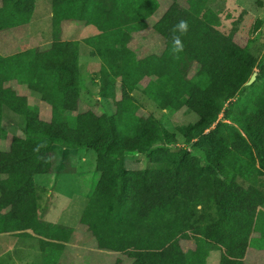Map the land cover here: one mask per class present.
I'll return each mask as SVG.
<instances>
[{"label":"trees","instance_id":"16d2710c","mask_svg":"<svg viewBox=\"0 0 264 264\" xmlns=\"http://www.w3.org/2000/svg\"><path fill=\"white\" fill-rule=\"evenodd\" d=\"M170 1L148 31L164 41L160 55L128 45L157 0H51L49 47L0 55V142L5 110L24 121V136L14 130L0 146V235L36 237L40 264H67L75 232L40 220L46 190L35 177L68 172L75 158L66 153L79 150L95 157L98 174L79 224L98 250L112 251L84 263L208 264L215 250L218 264L264 256V57L234 40L237 24L221 30L210 0ZM34 3L0 0V37L26 26ZM87 79L101 103L82 102ZM141 97L197 120L169 132ZM135 155L147 166L126 169Z\"/></svg>","mask_w":264,"mask_h":264},{"label":"rangeland","instance_id":"374dc122","mask_svg":"<svg viewBox=\"0 0 264 264\" xmlns=\"http://www.w3.org/2000/svg\"><path fill=\"white\" fill-rule=\"evenodd\" d=\"M157 2H158V9L154 13V15H152L146 20V23L148 25L147 29L151 28V24L156 22L162 16V14L165 12L167 7L171 3L170 0H157ZM179 3L181 5H184L185 1L180 0ZM208 5L211 9L215 11H219V22H220L221 30H228L232 28L233 24H237L236 31L234 34V40L241 46L247 47V49L252 54H254L258 59L264 57V0H210ZM50 10H51V0H35V7H34V11L32 12L34 13L33 14L34 22L32 24L33 25L32 33L34 34V36L31 38L32 44L35 45L38 44L37 40L38 39L40 40V33H41V38L46 43H48L50 41V38H52V35L50 33V21L48 20L50 19V17L46 15L47 12ZM256 26H258V29L256 28ZM37 27H39V30H37L38 29ZM22 29L23 28H18V29L14 28V30H12L8 34H4L5 36H3L2 38L4 44L0 45V51H2L3 53H12L13 51H17L18 49L14 47V44H16V42H18L19 39L17 38L13 39V38L17 34H22L19 37L21 38L23 36ZM38 31L41 32L39 33ZM152 34L153 36L149 38V43H150L149 49H151V47L152 49L147 51L154 53L155 46H153V44L155 40L158 41L159 48L164 46V41L155 32H152ZM141 37H143L142 34ZM133 44H134V40L130 37L128 45L132 46ZM83 49H85V47H82V50ZM81 54L83 56L82 51ZM82 59L83 57H81V60ZM81 60L79 62V67L83 73L84 68L82 67V65L86 64V62L84 61L85 63H83L81 62ZM85 83H86L85 89L91 94L87 93L86 90H81L83 91V94H81V96H82V101H84V103L88 106V105H92L94 102L93 101L94 98L98 96L97 94L98 86L92 87L89 79L85 80ZM99 100L101 99L99 98ZM87 102H90L91 104ZM141 102L143 106H145V109L148 112L154 114V116L164 124L166 129L172 133L175 131L177 126H185L188 124H193L197 120V116L195 114L185 111L184 108H182V110H180L179 112L174 113L165 109L163 110L156 109L153 104L148 102L143 97H141ZM105 108H107V105L105 106ZM5 113H8L7 114L8 119L6 120V130L8 134L6 140L0 142V146L8 148L10 140L13 137L12 134H14V130H17L19 128V125L20 126L24 125V121L22 117L13 115L11 112L7 110H5ZM10 114H12L13 116H11ZM17 132L18 134L15 135L16 137L24 136L22 134L23 129L20 128L18 129ZM182 147H183L182 140H180L179 142H177V145L172 146V149L177 150ZM73 153L74 152H68L66 153V155L69 154L70 156H72ZM53 155H54V149H52V157ZM52 160L54 161V158H52ZM85 161H87L88 163V167L86 168V170L90 171L91 169H93V167L91 168L93 164L92 165L89 164L88 158H85ZM147 163L148 160L143 156L132 157L129 158L127 162H125V168L135 169V170L143 169L147 166ZM93 173L94 172L92 171L89 175V178L87 179H91ZM60 183L63 188L65 187L67 188L65 192H63V194L58 197L57 202L55 201V204H53L51 214L49 215L50 220H55V221L65 220L66 222L70 220L71 223L75 224L74 227H71L75 232L74 238L78 237L79 235L83 236V239L80 238H77L75 240L72 239L73 242H75L76 245L79 246L75 248L76 253L81 249V247H83L82 244H86L84 246L86 247L87 253H89L90 256H94L96 255V253H101L102 251L97 249L93 237L89 232H87L86 228L76 222L75 223L73 222V219H75L76 216L82 215V212L85 209L84 207V209L82 210L83 208L82 205L86 201L80 196H75L76 193L73 194L72 191H70L72 187V183L70 181L66 183V182H62V180L60 179ZM82 187H84L83 190L87 195V192L85 190V185H82ZM59 190H61L60 186H59ZM58 194L59 193L57 192L54 195H58ZM67 207H68L67 210H63ZM159 232H160V236L162 237V239H164V241L168 240L171 236V232L167 228L159 227ZM130 235H137L136 231L133 228L131 229ZM23 238L17 236H11V235H0V264H40L39 262L41 261V256L39 255V253H32L31 250L33 246L37 247L36 240L31 238H26V239ZM71 244H73L72 241L67 245V247L70 248ZM153 248H156V245L150 244L147 246V249H153ZM24 250H26L28 253ZM104 251L112 252L108 250H104ZM107 252H102V253H107ZM219 255H220V251L218 250L212 251L208 258V264H218ZM84 256L85 255H82L80 257L78 256L77 257L78 259L75 260L73 258V255H70V257L67 259V264H89L84 262H88L90 258ZM99 260H100V256H96L95 261L99 262ZM81 261H83V263ZM250 262L252 264H264V256H258V258H252L250 259ZM105 263L106 261H104L103 264Z\"/></svg>","mask_w":264,"mask_h":264},{"label":"crops","instance_id":"0c3cea01","mask_svg":"<svg viewBox=\"0 0 264 264\" xmlns=\"http://www.w3.org/2000/svg\"><path fill=\"white\" fill-rule=\"evenodd\" d=\"M34 7H35V3H34ZM33 11H34V9H33ZM33 14L34 13H32L30 22L26 26L18 27V28H23L22 29L23 30V36L21 38H19L22 34H17L13 38V39H15V38L19 39V41L16 42V44H14V47L17 48L18 50L17 51H13L12 53H3L2 51H0L1 52L0 55H2V56L11 55V54L18 53V52H21L23 50H26L28 48H38V49H41V50H46V48L49 47V45H50V43L52 41V38H50V41L48 43L44 42V40L41 38V33H40L41 31H38L40 33V40L39 39L37 40L38 44H36V45L32 44L31 38L34 36V34L32 33V28H33L32 24L34 22ZM46 15H48L50 17V19H48V20L50 21V33L52 35V28H51L52 12H51V10L48 11ZM18 28H16V29H18ZM37 28H38L37 30H39V27H37ZM149 29L150 28L145 29L144 31H141V32L132 33L131 38L134 40V44L132 46L131 45H129V46L132 47V48H135V46H138V48H140L139 49L140 51L144 50V51L148 52L147 50H151L152 47H151V49H149V47H150L149 34H148ZM12 30H14V29H12ZM12 30L7 31L6 33L11 32ZM31 34H32V36H31ZM141 34H142L143 37H141ZM2 38H3V36L1 35V37H0V45L4 44ZM44 43H46V44H44ZM15 45H18V46H15ZM158 45H159L158 41L155 40V42L153 44V46H155L154 49L156 51V52H154L155 55H160L165 49V44H164L163 47H160V48H159ZM84 61L86 62V64L82 65V67L86 69V66H88V63H87L86 60H83V59L81 60V62L85 63ZM97 62H98V60H97ZM85 86H86V84H85ZM92 87H93V85H92ZM82 90H86L85 87ZM81 94H83V91H81ZM89 94H91V93L89 92ZM99 98H100L99 96H96L94 98V100H93L94 101L93 104L101 103V100H99ZM81 100H82V96H81ZM82 102L84 103V101H82ZM40 103L42 105H44V103H42V102H40ZM87 103L91 104L90 102H87ZM43 108H44L45 112L48 111L47 108H45V107H43ZM104 109H106L108 112H110V108H109L108 105H107V108H104ZM104 109L102 108V110H104ZM45 112H43V113L45 114ZM48 115H47V117H48ZM72 156H73V159L75 158V160H74L75 165L68 172L64 173L62 171H55V173L50 172L49 174L39 175V176L35 177L36 184L41 186V187H43V189L46 190V196L44 197V202H43V206H42L43 209H42V211L39 214L40 220H42L44 222H47V223L60 224V225H63V226H66V227H70V228L74 227V225H75V224L71 223L70 220L68 222H66L65 220L64 221H55V220H50V216H49L51 214L53 204H55V201L57 202L58 197L61 196L63 194V192H65V190L67 188V187L63 188L61 186L60 179L62 180V182H66V183L70 181L72 183V187H71L70 191H72L73 194L76 193L75 196L82 197L86 201L84 203L86 205L88 200H89V198H90V195H91V193L93 191V188L95 186L96 180L98 178V174H97V171H96L95 166H94L95 157L93 155H91L88 152H84L82 150H79L76 153H74V155H72ZM139 156L140 155L128 156L126 158L125 162H127V160L129 158L139 157ZM55 157L58 158L57 163L59 161H61V159H62V157L58 153L56 147L54 148V155L52 157V158H54V161L56 160ZM85 158H88L90 165L93 164L91 166V168L93 167V169H91L90 171L86 170V168L88 167V163H87V161H85ZM56 168H57V164H56ZM128 170H135V169H128ZM92 171L94 172L93 175L91 176L92 178L91 179H87V178H89V175H90V173ZM58 185L61 187V190H59V186ZM82 185H85V190L87 192V195L85 194V192L83 190L84 187H82ZM57 192L60 195L59 194L58 195H54ZM84 204L82 205L83 206L82 210L85 207ZM60 209H62V208H60ZM67 209H68V207L63 209V210H67ZM80 217H81V215L76 216V218L73 219V222L74 223L76 222V223L79 224ZM79 234H81V233H79ZM20 238H22V237H20ZM26 238H31V239L36 240L37 247L33 246L31 248V250H32V252H36V253L38 252L39 253V250H38V239L36 237H33V236H25V238H23V239H26ZM77 238L83 239V236L79 235L78 237L73 238V240H75ZM73 240H72L73 244L70 245V251L73 254V256H75V258H74L75 260L78 259L77 258L78 256L80 257L82 255L88 254L84 244H82L83 247H81V249L76 253L75 248H77L79 246H77L76 243L73 242ZM24 251H26V250H24ZM20 253H21V251H20ZM81 262L83 263V261H81Z\"/></svg>","mask_w":264,"mask_h":264},{"label":"clouds","instance_id":"9594fccd","mask_svg":"<svg viewBox=\"0 0 264 264\" xmlns=\"http://www.w3.org/2000/svg\"><path fill=\"white\" fill-rule=\"evenodd\" d=\"M178 27L183 30V29H186L187 28V25H186L185 22L181 21L180 24L178 25ZM174 43L177 44V45H179L180 44L179 39H176L174 41Z\"/></svg>","mask_w":264,"mask_h":264},{"label":"water","instance_id":"95a60500","mask_svg":"<svg viewBox=\"0 0 264 264\" xmlns=\"http://www.w3.org/2000/svg\"><path fill=\"white\" fill-rule=\"evenodd\" d=\"M256 74H253L251 78L248 80V82L245 84V86L251 85L255 80Z\"/></svg>","mask_w":264,"mask_h":264}]
</instances>
